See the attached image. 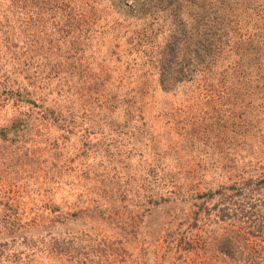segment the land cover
Instances as JSON below:
<instances>
[{"label": "rangeland", "instance_id": "obj_1", "mask_svg": "<svg viewBox=\"0 0 264 264\" xmlns=\"http://www.w3.org/2000/svg\"><path fill=\"white\" fill-rule=\"evenodd\" d=\"M0 264H264V0H0Z\"/></svg>", "mask_w": 264, "mask_h": 264}, {"label": "trees", "instance_id": "obj_2", "mask_svg": "<svg viewBox=\"0 0 264 264\" xmlns=\"http://www.w3.org/2000/svg\"><path fill=\"white\" fill-rule=\"evenodd\" d=\"M179 39V35L173 36L170 40L166 43V45L162 48L160 54L164 56V61L160 64L162 66L161 75H162V83L165 85V81H171V79L165 78L167 76V72H170L172 66L173 58L176 57L178 51L175 49L176 41ZM198 50V49H196ZM171 63V64H170ZM227 252V250H226Z\"/></svg>", "mask_w": 264, "mask_h": 264}]
</instances>
